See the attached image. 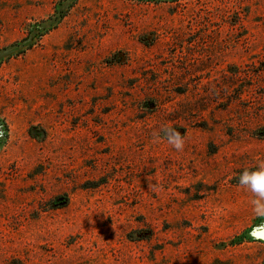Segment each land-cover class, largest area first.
Masks as SVG:
<instances>
[{"label": "rangeland", "instance_id": "rangeland-1", "mask_svg": "<svg viewBox=\"0 0 264 264\" xmlns=\"http://www.w3.org/2000/svg\"><path fill=\"white\" fill-rule=\"evenodd\" d=\"M263 126L264 0H0V264H264Z\"/></svg>", "mask_w": 264, "mask_h": 264}, {"label": "clouds", "instance_id": "clouds-1", "mask_svg": "<svg viewBox=\"0 0 264 264\" xmlns=\"http://www.w3.org/2000/svg\"><path fill=\"white\" fill-rule=\"evenodd\" d=\"M167 143L175 150L182 151L185 137L175 128H163ZM159 139V137H155ZM238 187L251 195L250 204L253 215L264 217V160L257 162L254 168H244L236 174Z\"/></svg>", "mask_w": 264, "mask_h": 264}, {"label": "trees", "instance_id": "trees-1", "mask_svg": "<svg viewBox=\"0 0 264 264\" xmlns=\"http://www.w3.org/2000/svg\"><path fill=\"white\" fill-rule=\"evenodd\" d=\"M261 129H262L263 131L260 133V135L264 137V126L261 127Z\"/></svg>", "mask_w": 264, "mask_h": 264}]
</instances>
